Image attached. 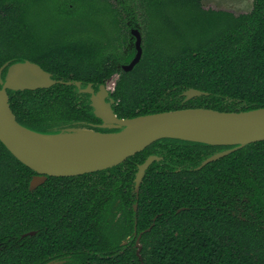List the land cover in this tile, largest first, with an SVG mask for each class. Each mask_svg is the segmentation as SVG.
Wrapping results in <instances>:
<instances>
[{"label":"trees","instance_id":"16d2710c","mask_svg":"<svg viewBox=\"0 0 264 264\" xmlns=\"http://www.w3.org/2000/svg\"><path fill=\"white\" fill-rule=\"evenodd\" d=\"M133 30L143 57L125 72L137 54ZM26 61L96 92L117 77L120 119L263 109L264 0L240 15L202 0H0V69ZM192 89L204 95L187 101ZM8 94L34 132H118L95 128L103 122L91 95L75 86ZM235 148L164 139L113 169L50 177L31 191L37 173L0 141V264H264V142L199 169ZM152 156L161 160L138 194L139 167Z\"/></svg>","mask_w":264,"mask_h":264},{"label":"water","instance_id":"95a60500","mask_svg":"<svg viewBox=\"0 0 264 264\" xmlns=\"http://www.w3.org/2000/svg\"><path fill=\"white\" fill-rule=\"evenodd\" d=\"M132 35L136 39L135 46L137 54L130 65L123 67L125 72H131L143 57V39L141 32L139 30H133ZM8 66L9 63L0 69V141L19 162L37 173V176L31 182V191L45 184L50 177H78L113 169L123 164L129 158L143 152L157 141L164 139L182 140L212 146L236 147L233 150L211 157L199 169L245 146L257 142H264V108L241 113H226L208 109H187L142 116L135 119H120L113 108L115 100L110 98L111 92L106 86H102L100 91L96 93L93 85H89L83 89L82 83L80 82L56 81L41 66L30 61L17 63L11 65L9 68ZM7 68L8 73L4 81L2 76ZM12 77H14L13 82H11ZM56 85L75 86L80 90V93L91 95L95 115L103 122V125L100 127L106 130H113V128L114 130H118V132L110 133L98 131L99 134L113 135L131 131L130 134L121 138L116 144L90 157L80 155L61 156L55 153L41 142V137L57 136L73 130H95L70 128L56 134H41L29 130L17 121L10 106L8 91H36L50 89ZM203 95V92L194 89L184 94L187 101ZM109 126L114 127L107 128ZM213 129L239 132L248 136V140L242 142L216 143L190 139L196 133L207 132ZM160 160L159 157L152 156L139 167L136 179L138 194L140 193L141 185L147 171L155 162ZM34 235L36 233L33 232L27 236ZM141 238L142 236L137 239L138 257L140 260H142Z\"/></svg>","mask_w":264,"mask_h":264},{"label":"bare ground","instance_id":"6f19581e","mask_svg":"<svg viewBox=\"0 0 264 264\" xmlns=\"http://www.w3.org/2000/svg\"><path fill=\"white\" fill-rule=\"evenodd\" d=\"M12 77L11 82H13ZM109 126L107 128H113ZM102 128V127H101ZM103 129V128H102ZM114 129V128H113ZM96 131V130H95ZM73 130L52 137H41L40 140L48 148L61 156H84L90 157L95 153L107 149L116 144L121 138L130 134L131 131L113 135H102L98 131ZM190 139L207 142H242L248 140V136L233 131L211 130L194 134Z\"/></svg>","mask_w":264,"mask_h":264},{"label":"rangeland","instance_id":"374dc122","mask_svg":"<svg viewBox=\"0 0 264 264\" xmlns=\"http://www.w3.org/2000/svg\"><path fill=\"white\" fill-rule=\"evenodd\" d=\"M202 2L206 7H212L218 10H225L228 12H232L236 15L250 12L254 5V0H202ZM54 4L55 2H51L49 6L53 7ZM48 8H49L48 5H45L41 8L42 19L45 21H50L52 17L50 16L51 14ZM115 80L110 84L111 88H114ZM52 264H57V263H52Z\"/></svg>","mask_w":264,"mask_h":264},{"label":"flooded vegetation","instance_id":"af4514ba","mask_svg":"<svg viewBox=\"0 0 264 264\" xmlns=\"http://www.w3.org/2000/svg\"><path fill=\"white\" fill-rule=\"evenodd\" d=\"M2 77H3V76H2ZM115 79H117V77H116ZM115 79H114V80H115ZM114 80H113V81H114ZM113 81H112V82H113ZM112 82H111V83H112ZM115 82H116V80H115ZM115 82H114V84H115ZM111 83H110V84H111ZM101 87H102V86H101ZM106 87H107L108 90H110V92H111V90H112V92L114 91V88H111L110 85H109V86H106ZM114 87H115V86H114ZM100 89H101V88H100ZM99 91H100V90H99ZM99 91H98V92H99ZM98 92H96V93H98ZM112 92H111V93H112ZM82 94H83V93H82ZM110 98H111V95H110ZM111 99H112V98H111ZM113 107H114V106H113ZM101 126H102V125H101ZM96 127H97L98 129H102L100 126H95V128H96ZM103 130H106V129H103ZM113 130H114V129H113Z\"/></svg>","mask_w":264,"mask_h":264}]
</instances>
